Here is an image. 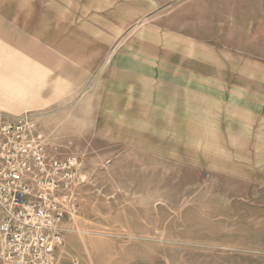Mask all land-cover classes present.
<instances>
[{
  "label": "rangeland",
  "instance_id": "1",
  "mask_svg": "<svg viewBox=\"0 0 264 264\" xmlns=\"http://www.w3.org/2000/svg\"><path fill=\"white\" fill-rule=\"evenodd\" d=\"M77 7L0 0L9 36L0 34V54L23 57L10 69L33 86L19 95L0 87V112L31 116L50 155L81 160L59 261L264 264V0L197 1L195 35L211 48L158 50L142 71L159 80L125 97L100 80L114 71L100 62L94 33L77 34ZM19 32L25 41L12 44ZM47 88L40 105L19 102ZM131 125L142 143L116 142Z\"/></svg>",
  "mask_w": 264,
  "mask_h": 264
},
{
  "label": "built area",
  "instance_id": "2",
  "mask_svg": "<svg viewBox=\"0 0 264 264\" xmlns=\"http://www.w3.org/2000/svg\"><path fill=\"white\" fill-rule=\"evenodd\" d=\"M80 165L76 156L50 155L31 116L0 112L2 264H62L63 224L76 209Z\"/></svg>",
  "mask_w": 264,
  "mask_h": 264
},
{
  "label": "crops",
  "instance_id": "3",
  "mask_svg": "<svg viewBox=\"0 0 264 264\" xmlns=\"http://www.w3.org/2000/svg\"><path fill=\"white\" fill-rule=\"evenodd\" d=\"M77 1L78 7L75 11V16L77 18L75 24L76 32L77 34H79V32H85L87 34L94 33L93 38L95 39L93 43L95 42V48L103 50L101 53L103 60L100 62L103 64L107 63L110 70L114 71L113 78L110 76L112 73H109L107 76H104L105 78L101 76L100 80L116 82L118 84V93L123 94L124 97L128 95V89H131V86L135 85L137 82L159 80L150 75V73L142 71L144 70V65L151 66L157 63L153 59H156L158 50H194L197 47L211 48V45L206 43L207 41H203L201 45L202 42L197 41L195 35L197 1L202 0ZM205 17H208L210 20L209 22H211V14ZM4 24L5 23H3L2 26H4ZM71 24L68 23L65 25L71 27L73 25ZM65 25L64 23L60 25L62 33H64V31L68 33V28L64 29ZM210 30L211 28L208 32H210ZM0 34H2V36L7 35L2 29ZM20 34L19 32L17 35L18 38H14L13 42L15 43L12 42V44L19 45L25 41L20 39ZM41 34V32L31 33V35L35 37ZM99 35L103 36H100L101 38L99 39ZM208 38H210V36ZM77 44H79L78 40ZM79 47L81 46H77V48ZM82 47L90 48L91 46L83 45ZM4 49L6 50H3L4 52L2 55L0 54V57L4 58L1 63L2 70H0V74L3 76V78H0L1 90L6 91L9 95H19V92H21L24 87H27V91L31 92L33 90L32 84L30 85L31 82L27 86H24L15 78L16 72L10 69L16 64L23 62V57L20 55L17 56L15 52L10 51L6 47H4ZM112 49L114 50L112 54L110 52L108 54L105 53L107 50ZM143 50H150L151 53H146V56ZM150 55L153 58L151 57L149 59ZM38 57L44 58V55L41 54ZM99 59L100 56H98L97 59L96 57L94 59L92 58L89 64H99ZM85 64L86 63L82 62V65ZM84 67L87 68L86 66ZM28 74H31V72ZM158 85H161L162 90L165 89L162 84ZM50 89L51 88H47L41 92V98L36 97L33 93L25 100L21 99L19 102L26 103V105L31 107L40 105L41 102H43L41 101L42 98L49 94ZM167 91L168 97H172V91H169V89H167ZM158 94L160 96L164 95L163 91H159L156 95ZM140 95L141 94H138L137 96ZM128 129L131 131V133L129 132V136L121 137L117 135L115 137L116 142L122 144L142 143L143 140L140 139L143 137L135 135L138 128L131 125L128 126ZM80 188L79 186L76 192L79 193Z\"/></svg>",
  "mask_w": 264,
  "mask_h": 264
}]
</instances>
